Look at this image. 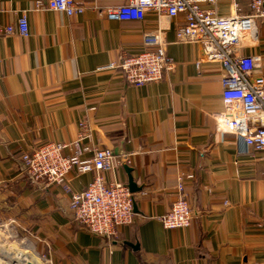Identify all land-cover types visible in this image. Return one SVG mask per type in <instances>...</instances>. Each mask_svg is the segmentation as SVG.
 I'll return each instance as SVG.
<instances>
[{
    "label": "crops",
    "instance_id": "1",
    "mask_svg": "<svg viewBox=\"0 0 264 264\" xmlns=\"http://www.w3.org/2000/svg\"><path fill=\"white\" fill-rule=\"evenodd\" d=\"M36 1L0 0L2 24L28 10L30 27L28 36L0 35V222L27 234L41 264H264L263 153L216 129L223 66L205 61L201 44L177 40L182 17L163 21L174 70L135 87L107 66L145 49L144 33L158 27L154 12L120 21L105 9L122 0H77L85 10L71 16L34 10ZM244 53L259 57L264 75V18ZM82 122V145L90 148L84 157L111 148L117 163L107 180L128 185L127 165L142 187L132 193L134 223L116 240L72 217L70 195L84 190L92 173L72 171L68 187H46L20 161L50 140H75ZM182 173L194 175L184 179L193 219L167 229L160 218L177 199Z\"/></svg>",
    "mask_w": 264,
    "mask_h": 264
},
{
    "label": "built area",
    "instance_id": "2",
    "mask_svg": "<svg viewBox=\"0 0 264 264\" xmlns=\"http://www.w3.org/2000/svg\"><path fill=\"white\" fill-rule=\"evenodd\" d=\"M250 12L244 13L237 0H122L107 6L105 15L112 20L143 21L148 12L158 17V27L144 33L145 49L137 54L121 57L107 68L119 70L125 81L143 87L163 79L173 71L175 60L167 54L163 21L182 17L176 28L179 42L202 45L203 58L223 66V110L214 115L216 129L229 132L243 140L247 147L263 153L264 160V75L257 72L259 57L244 53L248 43L257 40V23L264 18V0H244ZM229 12L222 14L221 5ZM34 10H50L68 16L81 14L85 5L77 0H37ZM30 33L28 10L22 12L15 24H2L0 35ZM201 62L196 66L201 68ZM77 138L70 142L50 140L20 156L25 173L46 187H68V174L92 173L88 186L70 195L73 219L87 230L116 240L123 226L135 220V198L127 184L108 181L106 174L117 163L116 155L108 147L94 148L92 156L84 157L90 148L82 145L85 122ZM179 177L178 196L170 209L160 218L167 229L190 226L193 215L185 178Z\"/></svg>",
    "mask_w": 264,
    "mask_h": 264
},
{
    "label": "rangeland",
    "instance_id": "3",
    "mask_svg": "<svg viewBox=\"0 0 264 264\" xmlns=\"http://www.w3.org/2000/svg\"><path fill=\"white\" fill-rule=\"evenodd\" d=\"M26 241L32 242L27 237V234H25L24 231H19V229H17L15 224L10 223L8 221L0 222V264H8V263L20 264L19 259L16 258V255L19 254L20 252L18 253L16 252L17 253L15 255L16 259L13 258L14 256L10 252H13L15 254L14 251L19 248H23V244ZM10 256H11V259L13 260L10 259ZM23 256H26V255H23Z\"/></svg>",
    "mask_w": 264,
    "mask_h": 264
},
{
    "label": "water",
    "instance_id": "4",
    "mask_svg": "<svg viewBox=\"0 0 264 264\" xmlns=\"http://www.w3.org/2000/svg\"><path fill=\"white\" fill-rule=\"evenodd\" d=\"M125 169L128 172L129 181H128V185L127 186L130 189L131 193H135V192L141 191L142 187H139L136 184V182H135V180L133 178V175L131 173L132 172V168L126 165ZM192 214H193V212H192ZM99 236H101L102 238L108 239V237L106 235H104V234H99ZM16 258L19 259V260H22V262H24L25 264H36L35 262L31 261L27 256L24 257L20 253L16 255Z\"/></svg>",
    "mask_w": 264,
    "mask_h": 264
},
{
    "label": "bare ground",
    "instance_id": "5",
    "mask_svg": "<svg viewBox=\"0 0 264 264\" xmlns=\"http://www.w3.org/2000/svg\"><path fill=\"white\" fill-rule=\"evenodd\" d=\"M14 252H15V254L13 252H10L13 254V256H14V257L12 256L13 258H15V255L18 252H20L21 254L26 255L31 261L35 262L36 264H41V262L39 261V258L37 257V254L34 252L33 245L28 241H26L23 244V248H19V249L15 250ZM10 259H11V256H10ZM11 260H13V259H11ZM19 262H20V264H25L24 262H22V260H19ZM8 264H10V263H8Z\"/></svg>",
    "mask_w": 264,
    "mask_h": 264
}]
</instances>
